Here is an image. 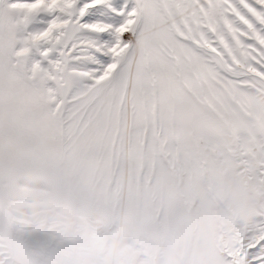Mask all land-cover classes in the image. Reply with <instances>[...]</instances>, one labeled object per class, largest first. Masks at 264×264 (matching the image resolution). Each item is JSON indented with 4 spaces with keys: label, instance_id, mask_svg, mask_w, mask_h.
Returning a JSON list of instances; mask_svg holds the SVG:
<instances>
[{
    "label": "snow or ice",
    "instance_id": "obj_1",
    "mask_svg": "<svg viewBox=\"0 0 264 264\" xmlns=\"http://www.w3.org/2000/svg\"><path fill=\"white\" fill-rule=\"evenodd\" d=\"M0 264H264V0H0Z\"/></svg>",
    "mask_w": 264,
    "mask_h": 264
}]
</instances>
